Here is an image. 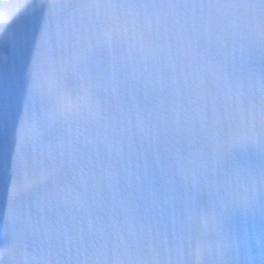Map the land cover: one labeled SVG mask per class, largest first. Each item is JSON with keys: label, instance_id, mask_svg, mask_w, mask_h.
Masks as SVG:
<instances>
[{"label": "snow or ice", "instance_id": "obj_1", "mask_svg": "<svg viewBox=\"0 0 264 264\" xmlns=\"http://www.w3.org/2000/svg\"><path fill=\"white\" fill-rule=\"evenodd\" d=\"M0 264H264V0H0Z\"/></svg>", "mask_w": 264, "mask_h": 264}]
</instances>
